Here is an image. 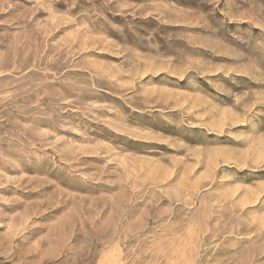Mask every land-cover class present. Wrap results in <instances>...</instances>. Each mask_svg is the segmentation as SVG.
<instances>
[{"label":"rangeland","instance_id":"374dc122","mask_svg":"<svg viewBox=\"0 0 264 264\" xmlns=\"http://www.w3.org/2000/svg\"><path fill=\"white\" fill-rule=\"evenodd\" d=\"M0 264H264V0H0Z\"/></svg>","mask_w":264,"mask_h":264}]
</instances>
